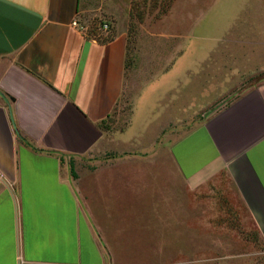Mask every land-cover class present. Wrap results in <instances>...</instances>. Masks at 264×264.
I'll return each mask as SVG.
<instances>
[{
    "label": "crops",
    "instance_id": "obj_1",
    "mask_svg": "<svg viewBox=\"0 0 264 264\" xmlns=\"http://www.w3.org/2000/svg\"><path fill=\"white\" fill-rule=\"evenodd\" d=\"M117 1L0 0V264H117L105 207L127 208L157 168L183 193L226 173L264 239V79L175 135L176 112L156 115L173 44L164 62L131 38ZM161 196L134 218L156 219Z\"/></svg>",
    "mask_w": 264,
    "mask_h": 264
},
{
    "label": "rangeland",
    "instance_id": "obj_2",
    "mask_svg": "<svg viewBox=\"0 0 264 264\" xmlns=\"http://www.w3.org/2000/svg\"><path fill=\"white\" fill-rule=\"evenodd\" d=\"M117 4L120 29L148 44L157 40L164 62L167 42L173 44V70L157 72L156 97L162 100L157 101L156 115L160 119L164 112H176L175 135L184 134L195 119L264 79V0H118ZM166 74L173 79L170 91L163 86ZM201 94L203 98L198 97ZM202 100L207 101L205 108ZM129 115L126 109L123 118L128 120ZM145 166L155 167L150 160ZM157 170L164 177L153 174L151 182L142 180V192L137 190L132 200L126 193L127 208L117 206L125 201L117 194L105 207L102 221L114 236L117 264H264V239L226 173L195 193H183L170 176ZM165 180L172 186L169 192L160 188ZM152 185L159 186L158 192ZM161 193L170 199L153 211L156 219L141 213L142 221H137L135 208L142 210L148 200L155 203Z\"/></svg>",
    "mask_w": 264,
    "mask_h": 264
},
{
    "label": "built area",
    "instance_id": "obj_3",
    "mask_svg": "<svg viewBox=\"0 0 264 264\" xmlns=\"http://www.w3.org/2000/svg\"><path fill=\"white\" fill-rule=\"evenodd\" d=\"M73 24H74L75 26H77V22H74ZM103 26H104V29H106V30L109 28V25H108V24H104Z\"/></svg>",
    "mask_w": 264,
    "mask_h": 264
}]
</instances>
